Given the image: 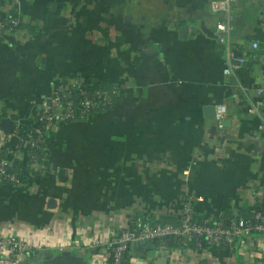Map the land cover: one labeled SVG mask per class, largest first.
Here are the masks:
<instances>
[{"label": "crops", "instance_id": "crops-1", "mask_svg": "<svg viewBox=\"0 0 264 264\" xmlns=\"http://www.w3.org/2000/svg\"><path fill=\"white\" fill-rule=\"evenodd\" d=\"M212 1L0 0V12L21 19L0 40V120L24 133L52 95H79L86 79L115 97L51 130L43 174L0 185V236L46 244L17 264H38L59 245L77 250L127 219L175 216L189 195L212 219L264 208V0L231 7V46L249 69L243 86L223 74V17ZM218 106L220 126L204 113ZM251 239L212 253L172 243L166 264H256L264 236Z\"/></svg>", "mask_w": 264, "mask_h": 264}, {"label": "built area", "instance_id": "built-area-1", "mask_svg": "<svg viewBox=\"0 0 264 264\" xmlns=\"http://www.w3.org/2000/svg\"><path fill=\"white\" fill-rule=\"evenodd\" d=\"M234 0H214L210 4L213 13L221 14L222 20L216 24V38L223 46L225 53V65L223 74L227 77L236 79L237 73L245 66L247 59L244 55L238 54L231 46V35L233 26L231 23V7ZM18 20L9 19L4 23L8 26L5 32L11 31L13 27L18 25ZM2 27V26H1ZM0 33V40L3 38ZM251 48L256 50L257 43L252 42ZM261 93L258 91L257 95ZM65 95L54 94L50 98V103L47 107H43L35 118L42 126L33 130V137H27L25 141L19 136V127L15 126L12 133L6 134L0 131V146L2 149L8 146L7 142H25L26 148L29 151L36 150L44 145L43 132L49 128L56 127L58 124L71 122L75 120H85L87 113L99 107H107L112 105V93L99 91L94 94L92 99H87L84 92L79 93V98H82L79 105H74L69 100L65 99ZM261 106L259 99L252 101L249 112H256ZM226 109L224 106H218L215 112V120L220 126L224 119ZM264 128V125H262ZM9 149V148H7ZM13 153L16 159L23 158L20 153ZM30 155V171L33 176L41 175L46 171V162L39 163L38 157L28 152ZM47 161V160H46ZM11 163L5 160H0V182L8 181L10 183H18L15 174L9 172ZM202 198L196 196L184 197L176 212V217L179 218L177 225L153 223L158 218L143 217L142 219L133 220L127 219L124 224L117 227L108 228L105 236L94 234L86 241H80L83 244L78 246L77 250L67 249L63 245L55 247L61 253L69 251L74 254L91 255L88 264H148L146 259L129 257V245L153 239L173 237L176 239L188 242L202 238L203 243L208 246H224L225 249L232 250L233 245L239 238H245L247 241H252L254 235L264 236V214L261 212H253L251 219L243 218H226L223 215L215 219L207 218L202 224H195L193 216L195 212L194 202H201ZM46 244L31 242L27 239L18 238L13 235L0 236V264H17L22 260L33 256L37 251L44 248ZM75 245V244H73ZM71 245V246H73ZM185 247V244L179 246ZM195 249L207 253H212L208 249H203L201 243H196ZM157 253L163 250V244L156 246ZM170 251V250H169ZM177 253V252H176ZM175 256V251H170L169 258ZM148 260V259H147ZM256 264H264L261 259Z\"/></svg>", "mask_w": 264, "mask_h": 264}, {"label": "trees", "instance_id": "trees-1", "mask_svg": "<svg viewBox=\"0 0 264 264\" xmlns=\"http://www.w3.org/2000/svg\"><path fill=\"white\" fill-rule=\"evenodd\" d=\"M9 19H16L19 21L18 25L16 27H13L11 29L10 33L16 32L18 29L21 28V21H20L21 19H20V16L18 15V13H16V12H8V13L0 12V33L2 35H4L5 31L8 28V26H4V23ZM248 74H249V69L247 66L242 68L237 73L236 78L242 86L247 83L246 80L248 78ZM99 91L112 93V102L114 103L115 97H114L113 91L108 86H106L105 84H102L99 81H94L92 79H86L84 81V83L79 86V93L84 92L86 94L87 99H92L94 97V94L96 92H99ZM81 100H82V98H79L78 100L70 99L69 101L72 102L74 105H79ZM113 103H112V105H113ZM112 105L107 106V107H99L97 109L89 111L87 113L86 119L89 118L90 116L94 115L95 113H99V112H102L104 110H108ZM75 121H77V120H75ZM65 123H68V122L66 121ZM41 126H42V123H38L36 120H32L29 123L26 131L24 133L20 132L19 136L23 139V141H25L28 136H30L32 138L33 137V130L35 128H39ZM51 130H52V128H49L43 132L44 145H42L40 148L33 150V151H29V148L28 149L26 148L25 142H23V143H20L18 141L12 142V143H11V141L7 142V144L9 143L8 146H10V147H6L4 149H1L0 160H5V161L11 163L8 170L10 173L15 174L16 179L18 180V183L14 184V183H10L8 181H2V182H0V185L8 184V185H11L14 187H22L26 184L29 177L33 176L31 171H30V168H29L30 167V161H29L30 155H28V152L31 153V155L35 154L38 157L39 163L46 162V160L48 158L47 144L49 142L50 137L52 136ZM19 131H20V129H19ZM7 148H9V149H7ZM8 150L13 151L14 153H20L23 158L16 159L15 156L13 155V153H9ZM253 212H261L264 214V208H261L259 206L252 207L248 210V213L244 214V216H242L241 218L251 219L253 216ZM232 218H238V217H230V219H232ZM205 219H207V217L203 216L200 213H197L196 209H195L194 216H193V222L195 224H202ZM153 223H161V224L164 223V224L177 225L179 223V218L176 216L163 217L159 220L154 221ZM202 241H203L202 238H200L198 240L193 239L190 242H188L187 244H185L183 242V240L177 239V241L174 242L172 245L173 246H182L183 244H185V247H187V248H195L196 243L199 242V243H201V247L203 249H208L211 252H218V251H222L225 249V247L222 245L217 246V247L208 246L206 242L203 243ZM233 247H234V245H233ZM84 258L87 261L88 255H85Z\"/></svg>", "mask_w": 264, "mask_h": 264}, {"label": "water", "instance_id": "water-1", "mask_svg": "<svg viewBox=\"0 0 264 264\" xmlns=\"http://www.w3.org/2000/svg\"><path fill=\"white\" fill-rule=\"evenodd\" d=\"M66 100L79 99V95H67ZM50 103V101H49ZM206 119H215V110L212 107L204 108ZM15 129V123L11 119H1L0 120V131L9 134ZM55 127L52 128L54 130ZM55 202L53 200L49 201V206L54 207ZM193 236V239H196ZM177 239L173 237H164L153 239L151 241H144L129 245V257L141 258V259H153L156 257V246L158 244H163V250L160 253L159 259L156 261L157 264H166L167 259L170 255L171 244L176 242ZM184 243L187 244L188 241L185 239ZM38 264H88L85 260L83 254H74L69 251L61 252L59 254H53L51 257L43 258Z\"/></svg>", "mask_w": 264, "mask_h": 264}]
</instances>
